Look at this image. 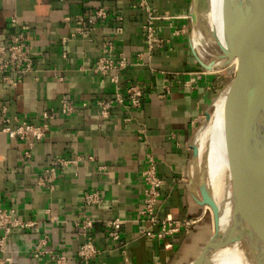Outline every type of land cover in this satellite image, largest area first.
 I'll return each instance as SVG.
<instances>
[{"label": "crops", "instance_id": "crops-1", "mask_svg": "<svg viewBox=\"0 0 264 264\" xmlns=\"http://www.w3.org/2000/svg\"><path fill=\"white\" fill-rule=\"evenodd\" d=\"M192 1L147 0L161 16L155 27L162 43L150 53L143 28L147 14L138 0H0V45H10L24 31L26 50L34 60L20 82L0 77V208L12 218L36 221L11 228L6 249L0 250V264H50L48 250L64 254L67 264H187L200 254L211 235L204 244L198 236L205 227L206 207L193 196L192 140L213 100L211 74L216 71L209 72L194 53L205 62L211 59L201 44L193 49L190 40ZM100 7L108 17L86 22L72 35L82 25L81 18L90 19ZM198 9L202 26L214 40L211 4L199 0ZM118 25L121 31L116 33ZM109 37L128 60L117 83L111 80L112 72L103 75L94 69L102 42ZM3 59L0 54V64ZM132 83L144 87L139 107L126 99L125 88ZM117 88L123 103L114 99ZM63 98L73 105L71 112L62 111ZM99 99L112 101L107 117L101 114ZM5 115L49 122L31 156L25 153L27 140L1 130ZM148 154L163 179L158 217L192 219L189 230L163 239L144 234L149 222L140 211ZM56 156H79L80 161L57 168L53 189L39 185L38 175ZM86 191H97L102 200L85 204ZM114 217L125 220L117 241L108 235L104 221ZM84 218L94 220L92 227H83ZM3 232L0 227V235ZM45 236L47 243L42 245ZM89 236L98 254L81 262L77 251ZM36 249L43 252L35 256Z\"/></svg>", "mask_w": 264, "mask_h": 264}, {"label": "built area", "instance_id": "built-area-1", "mask_svg": "<svg viewBox=\"0 0 264 264\" xmlns=\"http://www.w3.org/2000/svg\"><path fill=\"white\" fill-rule=\"evenodd\" d=\"M138 5L143 7L146 11V20L143 25L145 33V42L147 45V51L152 52L156 46H160L162 40L159 39L156 33L155 20L161 16L157 13V10L152 7L147 0H138ZM108 17V11L103 7L98 8L94 12V16L90 19L81 18L82 25L79 28L73 29L72 35H75L78 31H82L83 26L86 22L94 23L95 19H105ZM123 17H116L117 21H122ZM13 21H16L14 18ZM24 30L28 29V26H23ZM121 31V26L116 27V33ZM27 46V35L23 31L19 36H14L10 45H0V54L4 55V59L0 64V77L6 82H20L23 75L28 72L33 65V58L28 54L26 50ZM117 46L112 37L104 39L102 42V54L98 58L95 66V71H100L103 75H108L111 72V80L118 82V73L121 69L128 65L127 58L122 52H117ZM141 56V55H139ZM14 74V78L11 77ZM126 99L130 106L139 107L142 104L144 95V87L140 83H132L125 88ZM118 103L125 101L119 88L116 89L115 98ZM111 100L99 99L97 105L101 108V114L107 117L110 112ZM61 107L63 112H71L73 105L65 98L61 100ZM5 112V108L2 110ZM45 118L52 117L48 113H44ZM1 124V130L9 135L11 138H18L21 140L28 141V149L25 152L29 157L31 151L35 146V142L44 138L50 128L49 122L34 123L27 119L15 116L12 118L3 116ZM14 122V125H12ZM80 161L79 156L75 157H54L50 164L42 169L38 175L37 183L39 185L53 189L58 175L57 168L61 165L75 164L77 165ZM101 169H105L102 166ZM143 180L145 183V198L143 207L140 211L143 215L144 220L149 222V227L144 229V234L148 237H157L163 239L166 236L181 231L182 229L189 230L193 224L192 219H160L158 217V199L160 196V187L163 183V179L157 174L156 161L151 154H148V165L142 173ZM101 196L97 191H86L83 195V202L87 205L100 202ZM14 210L12 209L11 212ZM105 224L108 227V235L114 239L119 240L121 238L120 229L124 223V219L121 217H114L105 219ZM94 220L91 218H84L81 223L83 227H92ZM36 221H24L18 218L10 217V212L6 209L0 208V227L3 228L4 232L0 235V250L6 249L7 237L12 227L16 226H32L35 225ZM159 226V229L155 231L154 226ZM42 245L47 243V236L43 237L40 241ZM123 247V246H122ZM122 254L126 262L130 261V255L125 247L121 249ZM36 249L34 255L37 256L42 253ZM46 252V251H45ZM50 264H67V257L64 254H54L53 251H49ZM98 254L97 246L92 237L87 239L79 246L77 256L81 262H86Z\"/></svg>", "mask_w": 264, "mask_h": 264}, {"label": "bare ground", "instance_id": "bare-ground-1", "mask_svg": "<svg viewBox=\"0 0 264 264\" xmlns=\"http://www.w3.org/2000/svg\"><path fill=\"white\" fill-rule=\"evenodd\" d=\"M208 2L212 6L214 23L215 39L212 41L217 43L218 37L222 42L228 41L232 44L243 42L249 49L257 28L260 0H208ZM198 4L199 26L194 31L192 42L194 45L201 44L207 50V54L213 57L219 52L214 53L209 45L208 47L204 45V42L210 43L211 39L207 31L203 32ZM233 17H236L235 20H232ZM199 53L206 55V53ZM233 62H235L236 70L237 58ZM219 68L217 66L208 70L217 71ZM232 99H237L239 118L251 134L250 149L235 166L230 176L227 157L229 141L225 128L227 101L222 96L217 100L215 108L195 137L199 158L191 160L190 173L195 177L200 174L201 176L197 177L193 183V191L199 197L201 196L206 170L207 181L214 197L217 200L224 199L222 209L224 223L228 221L232 207L242 206L248 192L253 191L254 196L258 197L256 200L258 207L256 206V211H254L255 223L264 225V83L249 91L239 93ZM230 179L233 190L229 189V182L227 183ZM258 185L261 187L258 188ZM204 207L212 212L210 205L205 204ZM263 248L261 245L255 248V252ZM253 258L258 257H253L244 245L242 248L232 246L225 250L217 264H253Z\"/></svg>", "mask_w": 264, "mask_h": 264}, {"label": "water", "instance_id": "water-1", "mask_svg": "<svg viewBox=\"0 0 264 264\" xmlns=\"http://www.w3.org/2000/svg\"><path fill=\"white\" fill-rule=\"evenodd\" d=\"M197 4L198 0H193L190 10V40L193 49L194 44L192 39L194 31L199 26ZM235 18L236 17H233L232 20H235ZM217 44L220 52L211 57V59L207 62L203 61L196 54L195 50L194 53L198 61L206 69H211L212 67L217 66L225 68L231 65L235 58L238 60L234 75L219 90L210 105V107L214 106L215 108L217 100H219L222 96H224L227 101L225 108V128L229 141V152L227 157L229 173L231 176L235 166L249 151L252 141L249 130L245 127V125H243L239 118L238 101L237 99L232 98L239 93L249 91L264 83V0H260L257 28L249 49L246 48V45L243 42L232 44L228 41L222 42L218 37ZM210 114L211 112L208 109L205 113L203 121L199 125L193 137L192 159L196 158L198 160L199 158V150L195 144V137L196 134L203 128ZM199 176H201V174L197 175V177ZM197 177L191 175L192 186ZM228 182L229 189H232L233 184L231 179L227 181V183ZM260 187L261 185H258V188ZM193 196L200 205H210L213 215L214 231L204 245L200 254L187 264H217L220 256L223 255L225 250L232 246L242 248L243 245L253 257H258L257 259L253 258V264H264V225H258L255 223L256 217L254 211H256V208L258 207V202L256 201L258 197L254 196L253 191L248 192V195L244 198L242 206L232 207L229 219L226 223L222 221L224 199L217 200L214 197L207 181L206 170L204 173L201 196L199 197L194 192ZM259 228L260 230L258 231ZM261 245L263 249H257L256 253L255 248H258L259 246L261 247Z\"/></svg>", "mask_w": 264, "mask_h": 264}, {"label": "rangeland", "instance_id": "rangeland-1", "mask_svg": "<svg viewBox=\"0 0 264 264\" xmlns=\"http://www.w3.org/2000/svg\"><path fill=\"white\" fill-rule=\"evenodd\" d=\"M201 21L204 25L203 19H201ZM202 29H203V32L205 33L206 29L204 27ZM204 45H206L207 47L209 45L210 49L214 53L220 52L219 46L215 41L210 40V43L208 44L204 42ZM208 71L213 72L212 70H208ZM234 73H235V62H233L232 65L225 67L223 70L220 69L214 72L213 74H211L215 77L213 96H212L213 98L217 95L219 90L226 84V82L234 75ZM213 109H214V106H211L209 108V111L212 112ZM205 209H206L205 216H204L205 227L204 229H202V231H200V233H198V236L200 237L202 244H204L203 242L207 240V238L214 231L212 212L209 208H205Z\"/></svg>", "mask_w": 264, "mask_h": 264}]
</instances>
